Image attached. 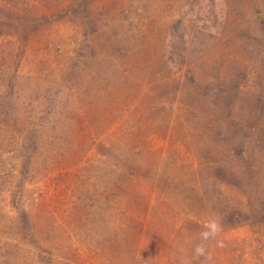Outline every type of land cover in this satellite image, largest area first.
Wrapping results in <instances>:
<instances>
[{
  "label": "rangeland",
  "instance_id": "rangeland-1",
  "mask_svg": "<svg viewBox=\"0 0 264 264\" xmlns=\"http://www.w3.org/2000/svg\"><path fill=\"white\" fill-rule=\"evenodd\" d=\"M0 264H264V0H0Z\"/></svg>",
  "mask_w": 264,
  "mask_h": 264
},
{
  "label": "clouds",
  "instance_id": "clouds-1",
  "mask_svg": "<svg viewBox=\"0 0 264 264\" xmlns=\"http://www.w3.org/2000/svg\"><path fill=\"white\" fill-rule=\"evenodd\" d=\"M220 231V225L218 224V222L213 221L209 226H208V230L203 231L201 233V239L202 241H207L209 239H213L215 238V236L218 234V232ZM206 247L204 244H199L196 246L195 248V253L199 256H204L206 254Z\"/></svg>",
  "mask_w": 264,
  "mask_h": 264
}]
</instances>
